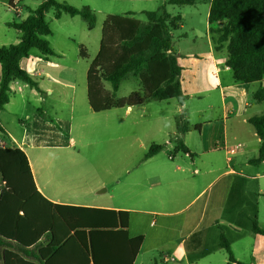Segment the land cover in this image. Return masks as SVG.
<instances>
[{
  "label": "crops",
  "instance_id": "crops-1",
  "mask_svg": "<svg viewBox=\"0 0 264 264\" xmlns=\"http://www.w3.org/2000/svg\"><path fill=\"white\" fill-rule=\"evenodd\" d=\"M58 1L66 2L67 0ZM28 2V0L2 2L5 8L0 9V31L7 28L8 33L11 30H14V33L6 35L7 38H11V42H2L0 47L20 42V31L10 24L22 22L32 10L42 3L41 0H31L32 4L29 3L30 6L27 7L24 15V8L27 6L24 3ZM162 2L163 5L168 0H162ZM211 2L212 0H197L194 5L180 7L167 5V10L169 7L180 8L178 14L182 17L180 28L173 32V47L178 55L179 65L183 68L182 87L187 97L183 105L177 101V114L172 116H174L173 119L177 127L181 117L184 116L187 120L191 113L188 106L190 99L210 96L217 89L222 95L220 106L223 112L222 139L213 149L206 148L203 142L198 146H191L188 142V135L191 133L190 127L186 133L179 135L190 151L182 153L186 158H190L192 165L200 164V169L197 167L192 169L187 165L181 166L176 161V157L181 151L174 150L175 147L170 141L171 136L161 143L166 145L162 151L149 159H144V163L150 168L148 180L156 185L153 196L156 204L161 208L159 211L105 204V200L99 197V194L104 190L95 192L89 188L64 187L55 179L57 178L55 175L61 174L63 169L47 167L46 160L42 162L38 156L31 160L26 152V146L30 149L40 147L38 142L42 136L46 135H51L56 141L58 140L56 145H62L66 141L74 145L76 139L73 128L76 118L79 121L86 118L99 120L100 116H103L106 121L110 122L114 116V110H119V108H115L97 113L92 110L89 104L87 73L95 58L85 70L86 87L81 88L77 80V64H66L65 55L54 48L52 49L56 55L48 56L33 49L30 56L22 58L19 64L38 83L41 91H37L21 80H14L10 83V101L3 110H0V142L7 143L6 138H8L11 140V147L21 148L26 153L36 187L48 201L61 205L130 212L129 235L144 237L134 264H226L228 254L220 246L222 229L230 240L233 255L237 260L246 264H264V236L254 233L252 229L253 220H255L258 226L264 230V161L258 165L250 163L251 160L258 157L261 140L253 125L248 121L252 116L264 115V100L257 102L253 98V92L260 86L264 87V78L260 82L240 83L234 80L231 69H225L227 43L223 42L220 47L217 41L218 33L210 30L211 25L208 22V17ZM201 8L204 10L202 11ZM11 12H14V15H11ZM202 13H204V28L200 30L195 27L196 21L193 18L195 19L197 14L201 15ZM48 14L49 12L46 14V20ZM131 15L135 17L133 14ZM67 16L70 15L63 13L58 20L67 18ZM76 17L78 16H70L71 20H75ZM187 17L191 18L190 32L186 31V28L189 27V25L186 27ZM223 25L224 22H219L212 27L216 29ZM48 37H46L47 40ZM218 69H222V71L218 72ZM131 78H135L139 89L129 88L132 90L130 94H142L139 77L129 75L122 83H128L126 81ZM104 85L107 90H111L110 83L104 82ZM150 102L123 109L127 115H130L136 107L145 110V106ZM32 103H35L36 106ZM254 106L263 107L253 110ZM29 107L35 108L36 111H32L30 114L27 109ZM214 109L213 103L208 102L205 108L200 109L199 112H213ZM5 114L10 115L11 118L3 117ZM42 116L51 117V121L54 123H42L40 119ZM170 116L168 115L167 119H170ZM15 120L18 125L15 124ZM209 121L210 125L214 124V121ZM195 127L197 128L198 125ZM171 134L177 135V129H174ZM235 146H239V148L231 153L230 150ZM221 150L225 153V165L218 166L215 162L216 154ZM185 171L193 172L194 177L197 178H180L181 175L186 174ZM217 181H221L220 187L210 197L198 204V201L205 195L203 193ZM102 185L96 186L95 189L101 188ZM199 185L202 187L197 192L196 187ZM142 214L157 215L156 223L151 222L152 227L158 225L154 232L149 234L143 230V225L140 226ZM42 241L44 245L49 242L46 238H43ZM239 245V252H237L235 246ZM63 260V255L56 257L57 264H62ZM32 261L40 264L37 260ZM0 264H3L2 258Z\"/></svg>",
  "mask_w": 264,
  "mask_h": 264
},
{
  "label": "trees",
  "instance_id": "trees-1",
  "mask_svg": "<svg viewBox=\"0 0 264 264\" xmlns=\"http://www.w3.org/2000/svg\"><path fill=\"white\" fill-rule=\"evenodd\" d=\"M20 23L10 24L21 33L20 42L0 47V110L10 101V83L21 80L37 91L38 83L21 68L19 62L33 49L56 55L47 36L52 29L46 14L54 10L55 18L63 13L80 16L89 30L97 16L90 6L76 7L58 0H41ZM197 0H168L158 11L146 12V21L129 15H108L102 25L100 48L87 73V94L94 112L144 105L152 100L187 99L182 87L183 68L173 47V32L180 28L182 17L172 15L167 5H194ZM160 12V14H159ZM208 22L219 33L218 42L227 43L226 65L236 82L250 84L264 78V0H212ZM224 22L221 28L212 27ZM80 54L86 57L81 46ZM139 77L142 94L118 97L121 83L129 76ZM104 82L111 85L105 88ZM257 102L264 100V87L253 92ZM182 120V122H180ZM177 123L175 151L189 153L179 137L189 130L182 116ZM261 140L258 157L250 163L264 161V115L252 116ZM1 129V127H0ZM165 144H153L144 159L157 155ZM0 257L3 264H134L143 244L142 235H129L127 210L54 204L38 191L29 159L18 147H0ZM253 232L264 230L253 220ZM48 244L44 245L42 239ZM220 246L228 254L226 264H246L237 260L224 233Z\"/></svg>",
  "mask_w": 264,
  "mask_h": 264
},
{
  "label": "rangeland",
  "instance_id": "rangeland-1",
  "mask_svg": "<svg viewBox=\"0 0 264 264\" xmlns=\"http://www.w3.org/2000/svg\"><path fill=\"white\" fill-rule=\"evenodd\" d=\"M3 1L6 0H0V9L5 8L2 5ZM28 1V3H24L27 5L24 6V15L27 7L30 6L29 3L32 4L31 0ZM66 2L76 7L90 6L97 16L96 27L93 30L87 28L86 22L80 16L76 17L75 20H71L70 16L58 20L54 17L53 9L49 11L47 16V21L53 29V34L48 37L50 46L65 55L66 64H77V80L81 88L86 87L85 70L98 53L102 25L106 17L108 15L133 14L137 19L144 21L146 19L145 12L157 11L163 3L162 0H67ZM179 9L178 7H169L168 11L176 15ZM11 15H14V12H11ZM203 17L204 13L197 14V17L193 18L196 21L194 23L196 24L195 27L200 30L204 28ZM186 20V27L189 25L186 31L190 32L191 18L187 17ZM6 29L0 31V43L11 42V38H7L6 35L14 33V30L8 33ZM219 35L218 33V38ZM218 44L221 47L223 42ZM81 46L86 50V57L80 56ZM126 82L128 83H122L117 93L120 98L127 97L130 94L132 90H129V88L139 89L135 78H131ZM208 102L213 103L215 107L213 112H199L200 109L205 108ZM221 103L222 95L217 89L210 96L195 97L188 101L191 111L187 119V123L191 128L188 142L191 146H198L201 142L204 143L206 148L215 149V146H218L219 141L222 139L223 130ZM32 105L36 106L35 103H32ZM261 107L263 106H254L253 110H259ZM27 109L30 114L32 111H36L33 107ZM177 109L178 102L176 99L152 100L145 106V110L136 107L130 115H127L123 108L114 110V116L110 119V122L106 121L103 116H100L99 120L86 118L79 121L76 118L73 128L76 139L74 145H71L69 141L62 145H56L59 141H56L51 135H46L42 136L38 142L41 145L40 147L30 149L26 146V152L31 160L38 156L42 162L46 160L47 167L63 169L61 174L55 175L57 177L55 179L64 187L89 188L95 190V192L104 190L99 194V197L105 200V204L159 211L161 208L156 204L153 196L156 185L148 180L150 168L144 163V157L151 145L164 143L170 138L169 136H171L170 141L175 147L178 134L172 135L171 133L174 129H177L173 119L177 114ZM170 112H173V114H170ZM168 115H171L172 119H167ZM3 117L11 118L8 114L3 115ZM40 119L42 123H54L51 121L52 118L48 116H42ZM209 120L214 121V124L210 125ZM17 123L15 120V124ZM195 125H198V127L196 128ZM6 141L8 142H0V147H11V140L6 138ZM216 158L215 162L218 166L225 165L223 150L217 152ZM176 161L181 166L187 165L192 169L196 167L200 169V164L192 165L190 158H186L182 151L177 155ZM185 172L186 174L181 175L180 178H197L194 177L193 172ZM100 184H103L102 187L95 189ZM0 185H2L1 178ZM220 185L221 181L215 182L203 193L205 195L198 201V204L210 197ZM201 187L202 185L197 186L196 191L199 192ZM151 195L152 197H150ZM140 217H143L140 226L143 225L145 232L150 234L157 229L158 225L152 227L151 224L152 221H154V224L156 223L157 215L142 214ZM238 247L240 245L235 246L237 252H239Z\"/></svg>",
  "mask_w": 264,
  "mask_h": 264
},
{
  "label": "built area",
  "instance_id": "built-area-1",
  "mask_svg": "<svg viewBox=\"0 0 264 264\" xmlns=\"http://www.w3.org/2000/svg\"><path fill=\"white\" fill-rule=\"evenodd\" d=\"M223 69V68H222ZM222 69H218V72L222 71ZM226 70H230V67H228L227 65L225 66ZM239 148V146H235L233 147L230 151L231 153H234L237 149Z\"/></svg>",
  "mask_w": 264,
  "mask_h": 264
}]
</instances>
